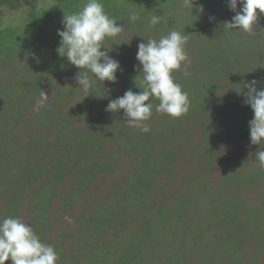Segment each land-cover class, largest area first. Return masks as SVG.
Instances as JSON below:
<instances>
[{
    "label": "trees",
    "instance_id": "1",
    "mask_svg": "<svg viewBox=\"0 0 264 264\" xmlns=\"http://www.w3.org/2000/svg\"><path fill=\"white\" fill-rule=\"evenodd\" d=\"M33 1L0 0V61L5 62L20 45L8 34L10 26L3 23L2 13ZM85 2L58 0L56 5L73 12ZM103 2L112 4L117 19L122 14L128 20L125 12L147 20L153 14H166V19L172 16L164 13L166 9H156L160 3L152 0ZM198 6L211 12L197 24L173 21L172 27L166 20L150 29L148 21L139 22L151 33L160 26L188 34L185 50L189 60L194 58L187 76L182 77L183 66L173 73L175 82L189 94V112L173 119L156 112L159 101L150 98L153 113L146 121L151 129L148 133L129 126L124 110L115 113L111 121L103 117V123L100 112L94 110L103 90H111L109 99L122 97L128 90L142 91L138 87L142 78L136 82L138 61L120 49L123 40L113 41L119 45L114 44L110 52L121 65L115 83H93L88 93L77 89L79 85L64 73L68 65L69 69L74 65L56 49L43 68L34 66L31 74L36 77L20 76L19 72L0 87V92L8 94L5 106L7 100L21 101L33 93L39 101L46 78L52 76L53 85L57 82L50 96L54 99L41 105L29 121L49 133L44 145L31 131L24 132L33 136L31 144L18 143L26 105L14 115L13 108L9 109L0 122V200L10 198L8 216L15 218L27 204L35 212L32 228L45 244L52 242L54 225H64L66 231L57 244L61 253L57 264H247L250 243L255 244V250L248 264H264V169L256 161L260 146L250 142L249 121L254 113L244 103L243 94L245 84L252 80L264 88V14L258 10L259 19L253 26L257 34L247 35L224 30L235 15L227 0H195L193 14L199 11ZM240 7L238 4L237 10ZM33 12L31 24L40 30L49 28L48 12L41 17ZM193 43L196 55H191ZM132 49L137 54L138 49ZM48 136L54 141H48ZM26 147V155L16 162L12 153ZM99 174L101 181L111 175H122L124 181L94 196L90 186L98 183ZM42 175L44 183L34 187ZM29 186L31 192H27ZM34 190L36 201H23ZM56 202L59 209L54 207ZM75 210L80 211L78 217ZM65 211L71 212L70 218H60ZM51 214H56V220ZM4 218L6 215L0 220Z\"/></svg>",
    "mask_w": 264,
    "mask_h": 264
},
{
    "label": "clouds",
    "instance_id": "2",
    "mask_svg": "<svg viewBox=\"0 0 264 264\" xmlns=\"http://www.w3.org/2000/svg\"><path fill=\"white\" fill-rule=\"evenodd\" d=\"M228 7L235 12L231 22H226L224 30H236L247 35L257 34L253 26L258 22L259 13L264 14V0H227ZM195 0H181L184 12L193 15ZM241 5L237 10V6ZM200 12L204 11L203 6ZM165 15L153 14L148 19V27L155 28L165 19ZM129 22L135 23L141 17L133 12ZM214 19V18H210ZM63 30H58L61 37L57 52L66 57L68 62L81 69L76 77L79 87L88 93L93 83L104 85L106 81L115 83L117 72L121 70L120 62L109 53L117 38L123 33L124 26H119L116 18L111 17L104 8L102 0H86L81 9L65 15ZM146 39V38H145ZM189 35L175 28L160 36L159 39L147 38L146 43L138 45L136 59L137 70L141 77L136 93L128 90L122 97L110 100L106 111L117 113L124 110L129 126L144 133L151 131L146 121L153 113L150 98L159 101L155 111L173 119H179L189 112V94L176 83L173 73L188 62L185 46ZM109 42H113L111 47ZM107 49V51H102ZM35 57V54H32ZM187 75V72H185ZM258 81L245 84L244 103L251 107L254 117L249 121L250 142L259 145L256 152L258 166L264 169V88H258ZM239 92V91H238ZM89 96V95H87ZM86 96V97H87ZM59 259L56 250L42 242L31 225L21 219L8 216L0 220V264L11 260L12 264H57Z\"/></svg>",
    "mask_w": 264,
    "mask_h": 264
},
{
    "label": "rangeland",
    "instance_id": "3",
    "mask_svg": "<svg viewBox=\"0 0 264 264\" xmlns=\"http://www.w3.org/2000/svg\"><path fill=\"white\" fill-rule=\"evenodd\" d=\"M57 1L58 0H35V1H33L34 7H33V4H28V3L23 2L22 6L19 9L16 10V9L6 8L4 10V13H2V16L4 18L3 23L10 26V31L8 34L11 35V38H14V39H16V41H19L20 45L19 46L17 45L16 50L13 51L14 54L12 53L15 56H13V55L9 56L8 58H6L5 62L0 61V87L1 86L3 87L4 84L7 82V80H10V78H14V76L16 74L18 75L19 72H20V76L23 74H27V76H29V78H33L35 75L31 74V73L35 72L34 66L37 67L38 69H40V68H43L44 65L48 64L47 59L50 57L51 54H53L54 51H56V49L60 45L61 37L58 36L57 32H58V30H63L62 21L66 15V13L72 14V13L78 11L77 7L75 9H73V12L70 11L71 9L65 10V8L63 6H61V4H59L58 6L56 5ZM64 1L65 0H62L63 3H64ZM102 2H103V0H102ZM152 2H159L160 3L159 5L161 7L159 5H157V6H155L156 9L161 10V8H163V9H166V11L164 13H171L172 14V16L170 18H167V19L165 18L163 20L165 22H166V20L170 21L172 27L174 25V22L184 23V22H186V20L192 21L194 24L200 23V21H203V17L205 18L206 15L211 12L209 10L204 9V11L201 13L199 10L197 12L195 11V13L193 14L194 16H192L190 13H186L182 10L181 0H152ZM103 3H104L103 5L105 8V11L111 17H114L117 19L116 16H113V13H115L116 10L111 9L112 4L111 3L108 4V2H103ZM113 3L116 4L115 2H113ZM105 4H108L109 6L108 5L106 6ZM199 8H200V6H198V9ZM32 10L34 11L33 13H35V15L37 17H41L43 14L46 13V11L48 12V19H47L48 21L46 23V27H49V28H45L43 30H40L31 24L29 16L31 15ZM121 10L125 11L126 9L121 8ZM212 12L215 13L214 8L212 9ZM119 16L120 17H118L117 23L119 26H124V30H123V33L119 36V38H117V40L118 41L123 40L124 44L121 45L120 49L125 53H129L131 55V57L133 55L136 56V54H134L135 50L132 49L133 47H134V49H138V45L141 42L146 43L147 38L151 37V38L159 39L160 36H162V34L167 35V33L170 31L166 27H160L159 26L155 31H152V33H151V31H149V30L145 31V28H142V26L139 25V22H147L148 20L146 18H143L140 16L142 20H138L137 22H135L133 24V23L129 22V19L124 20L122 18V14ZM125 16H127V18H129V16L126 14V12H125ZM57 18H60L59 22L56 21ZM170 23H167V25H169ZM136 36L139 38V41L133 40L134 37H136ZM51 43H52V45H50ZM7 46H10V43H8ZM20 46H23V47L21 48ZM125 46H127L128 49ZM190 50H193L191 52V55L197 54V49H196L194 43L190 45ZM33 53L35 54V57L39 58L38 60L36 58H34V56L32 55ZM17 55H20V56H17ZM193 60H194V58L191 57L190 60L188 59L187 63L182 65L183 66L182 69H185L184 74L182 76L183 78L185 76H187V75H185V72L189 73L190 66H192L194 63ZM55 65L58 66V64H55ZM68 66H70V65H68ZM68 66L65 68L64 73H66L67 76H71V79L69 78L71 83H73L74 85H77L78 83H77L76 77L78 76L81 69H78L75 66L71 67V69H69ZM63 68L64 67H61L60 69H63ZM31 76H33V77H31ZM52 79H53L52 76L49 78H46L47 84L44 85V88H43L44 92L39 95L40 96L39 101H35L36 94L33 93L32 95L25 96L21 101L18 100L19 102L14 100L13 102H15V103L12 105V107L8 108L7 106L13 102L10 101V103H9V100H7L8 102H6L7 104L4 106L3 102L6 101V98H7L6 95H8V94H7V92H5V93L0 92V122L5 120V118H6L5 114H7V112H9V109L13 108V110L11 109V112H12L11 114L14 115V111H16V110L18 111V109L21 108V105L22 106L26 105L25 110L27 112H26V114L21 116L25 120V122L21 121L22 124H20V126L22 127L23 131H20V133H21L20 137H17L18 139H20L18 141V143H21V142H26V143L29 142L30 143V141L32 143L33 142L32 137L35 135L39 140L40 139L42 140L41 144L44 145L43 144L44 137L46 135H48L49 133L45 132L44 130H39L36 127H33L29 121L31 119L33 120L34 113L36 111L37 112L35 113V115L38 113V110L40 109L39 107L41 105H44L45 103L49 102L50 99L51 100L54 99V98H51L50 96L52 94V91L55 90V88H53V87L57 82H55V84L53 85L54 81H51ZM49 80L51 82H49V84H48ZM50 86H52V87H50ZM14 89L18 90L19 86L18 85L15 86ZM108 91L103 90L102 96L97 98V100L94 103V110L100 112V114H101V117H100L101 123H103V121H102V120H104L103 117L109 118L111 121V119L114 117V114H115L113 112L106 111L107 105L110 102L109 100L115 99L114 97H112V99H109V95H110L109 93L111 90L108 89ZM20 94H22L21 91H20ZM73 104L74 103L70 104V108L74 106ZM15 115H16V112H15ZM83 117H84L83 119H86V116H83ZM121 117H122V115H121ZM98 130L100 131L101 128L99 127ZM109 130H110V128L106 129V131H109ZM27 131L28 132L31 131L33 133L32 134L33 136L32 137L27 136L24 133ZM131 131H135V130H131ZM121 132H123V130H120V133ZM18 134H19V132H18ZM120 135H119V138H123V136L121 135L122 136L121 137ZM107 138L110 139V138H114V137L108 136ZM182 138L184 139V137H182ZM47 140L48 141H54V137L48 136ZM1 143H3V142H0V144ZM27 149H28V147L24 148L21 151L19 149L18 152H17V149L14 150L15 153L14 154L12 153V155L14 156V158H16V162L20 161L26 155ZM43 178H45L44 175H42V178L37 179L36 182L34 183V187L40 185L41 183H44ZM70 179H71L70 180L71 183L72 182L76 183V181H77V180H73L72 178H70ZM101 180H102V176L99 174L98 183L91 184V186H90L93 189V192H94L93 195L94 196H96V195L99 196L100 193L105 194L109 188L118 186V184H116V183H118L119 180L124 181L122 175L116 176V177L111 175V176L106 177L105 180H103V181H101ZM30 187L31 186H29L28 190L30 189ZM14 189H15V187H14ZM28 190H27V192H31L33 189L29 190V191ZM14 191L11 192V194L14 193ZM34 191H35V193L34 192L28 193L26 198L24 196L23 201H25V200L29 201L31 198H34V200H35L37 198V193H36V190H34ZM86 195H88V194H86ZM9 199L10 198H8L6 200H3V199L0 200V219H2L4 217V215H6V217H8V212H10V210H8V207H7L8 202L10 201ZM26 205L27 204L23 205L20 208L19 219H21L24 223L32 226L33 225L32 223H34V220L32 217L35 214V212L31 211ZM59 206H60L59 203H57V202L54 203L55 209H59ZM73 212H74L75 217L79 216L78 215L80 213L79 210L78 211L75 210ZM55 215L56 214H51V217L56 220ZM67 217L68 218L71 217L70 211H65L64 213H62L60 215V218H63V219L67 218ZM54 228H55V230L52 231V234L50 236V240H52L50 245L56 250V252L58 253V256L60 258L61 253L59 251V247L57 244L62 239L61 238L62 233L64 234L66 230H65L63 224H60V225L56 224V225H54ZM71 244H73V243H71ZM65 245H64V249H66ZM254 248H255V244L250 243V249L247 250L246 254H245L246 255L245 261L247 264H248L247 261L250 262V259H252V257L254 256V250H255ZM6 264H12L11 260L6 262Z\"/></svg>",
    "mask_w": 264,
    "mask_h": 264
}]
</instances>
